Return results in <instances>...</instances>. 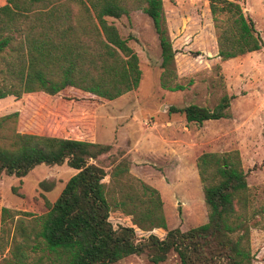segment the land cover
<instances>
[{"label": "trees", "instance_id": "trees-1", "mask_svg": "<svg viewBox=\"0 0 264 264\" xmlns=\"http://www.w3.org/2000/svg\"><path fill=\"white\" fill-rule=\"evenodd\" d=\"M218 44V57L228 61L263 49L254 20L239 0H208ZM142 11L152 21L161 49L160 86L182 91L176 83L177 51L173 47L164 0H7L0 8V100L44 94L61 97L93 113L140 86L138 54L108 18H130ZM224 16V18H221ZM233 96L225 95L214 109L199 105L172 106L187 123L202 125L230 117ZM19 112L0 118V227L18 213L2 205L5 177H26L40 165L67 164L77 173L47 212L20 220L21 240L0 236V264H116L138 255L154 264L174 253L180 264H253L251 231L262 224L250 214L251 189L239 151L205 152L197 159L208 222L182 231L168 230L160 192L130 173L127 160L109 175L94 161L111 145L96 142L92 119L58 135L17 131ZM113 209L132 217L144 232L164 229L137 242L132 227L115 229ZM20 214V213H19Z\"/></svg>", "mask_w": 264, "mask_h": 264}, {"label": "rangeland", "instance_id": "rangeland-1", "mask_svg": "<svg viewBox=\"0 0 264 264\" xmlns=\"http://www.w3.org/2000/svg\"><path fill=\"white\" fill-rule=\"evenodd\" d=\"M264 42V0H239ZM165 15L173 47L177 51L176 83L185 87L171 92L160 86L161 49L151 19L142 11L130 18H108L129 46L138 54L142 79L138 89L98 108L81 110L61 97L44 94L13 96L0 100V118L19 112L17 131L58 135L83 121L94 122L96 142L111 145L109 153L94 161L109 174L104 182L112 201L117 189L111 183L114 167L123 160L131 163L130 173L157 189L162 197L168 230L182 231L208 222L203 184L197 159L205 152L239 151L251 189L250 214L263 211L258 228L251 231L253 264H264V47L262 50L222 61L208 0H164ZM224 18V16H221ZM4 63L0 64V70ZM225 95L233 96L230 117L187 123L170 107L199 105L214 109ZM77 173L67 164L40 165L24 178L5 177L2 205L18 213L0 227V236L21 240L20 220L26 226L32 217L47 212L45 199L54 203L67 182ZM20 213V214H19ZM110 222L115 229L132 227L137 242L151 234L163 239L167 231L144 232L132 217L113 209ZM7 248L3 257H9ZM116 264H154L145 256L133 255ZM161 264H180L171 253Z\"/></svg>", "mask_w": 264, "mask_h": 264}, {"label": "crops", "instance_id": "crops-1", "mask_svg": "<svg viewBox=\"0 0 264 264\" xmlns=\"http://www.w3.org/2000/svg\"><path fill=\"white\" fill-rule=\"evenodd\" d=\"M7 5V0H0V8L4 7Z\"/></svg>", "mask_w": 264, "mask_h": 264}]
</instances>
